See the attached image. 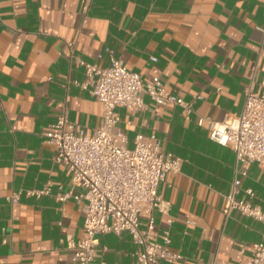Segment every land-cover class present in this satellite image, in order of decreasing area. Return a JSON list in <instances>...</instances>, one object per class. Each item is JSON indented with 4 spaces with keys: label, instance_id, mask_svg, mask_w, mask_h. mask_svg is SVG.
I'll use <instances>...</instances> for the list:
<instances>
[{
    "label": "crops",
    "instance_id": "1",
    "mask_svg": "<svg viewBox=\"0 0 264 264\" xmlns=\"http://www.w3.org/2000/svg\"><path fill=\"white\" fill-rule=\"evenodd\" d=\"M111 55L192 102L190 112L149 98L134 112L114 108L113 130L129 145L137 132L154 134L180 157L157 188L168 213L152 212L154 232L172 219L170 247L182 254L173 264H251L264 223L225 213L223 194L239 175L236 196L249 187L264 208V164L241 175L233 150L197 118L238 114L248 86L264 93V0H0V264H69L67 240L81 237L83 219L73 195L84 189L54 160L45 132L63 110L86 132L98 126L101 102L82 85L79 60L106 66ZM96 249L94 264H127L136 243L105 232Z\"/></svg>",
    "mask_w": 264,
    "mask_h": 264
},
{
    "label": "built area",
    "instance_id": "2",
    "mask_svg": "<svg viewBox=\"0 0 264 264\" xmlns=\"http://www.w3.org/2000/svg\"><path fill=\"white\" fill-rule=\"evenodd\" d=\"M79 63L86 74L82 85H89L90 93L101 102L100 122L86 132L69 120L63 110L52 123V129L45 132L46 140L54 147V160L63 163L71 182L84 189L73 195L82 202L83 219L81 237L67 240L72 250L69 264H94L98 235L122 231H127L136 243L134 258L127 264H173L182 254L170 247L172 219L168 217L167 226L154 232L152 212L168 213L169 202L160 197L157 188L166 172L179 170L180 157L164 150L154 134L137 132L129 145L124 132L113 130L114 108L120 106L134 112L142 109L145 98H149L156 104L173 103L190 112L192 102L169 92L157 75L143 79L117 56L111 55L106 66L84 60ZM197 123H206L209 137L233 150L241 175L246 174L249 162L264 164V93L248 86L238 114H226L220 120L198 116ZM239 185V175L233 176L229 190L223 194V211L234 208L264 223V208L252 201V189L244 188L245 196L238 197ZM48 191L47 186L31 193ZM8 198L15 200L17 194ZM141 213L147 215L144 222L139 219ZM251 264H264V235L253 244Z\"/></svg>",
    "mask_w": 264,
    "mask_h": 264
}]
</instances>
